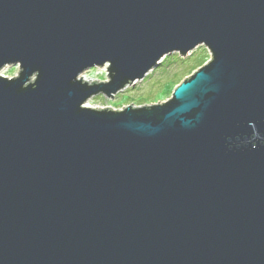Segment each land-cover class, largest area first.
<instances>
[{"label":"water","instance_id":"water-1","mask_svg":"<svg viewBox=\"0 0 264 264\" xmlns=\"http://www.w3.org/2000/svg\"><path fill=\"white\" fill-rule=\"evenodd\" d=\"M200 45L168 99L85 106ZM6 65L0 264H264V0H0Z\"/></svg>","mask_w":264,"mask_h":264},{"label":"rangeland","instance_id":"rangeland-1","mask_svg":"<svg viewBox=\"0 0 264 264\" xmlns=\"http://www.w3.org/2000/svg\"><path fill=\"white\" fill-rule=\"evenodd\" d=\"M210 58L208 50L200 45L190 55L180 57L177 53L163 58L160 65L150 70L142 80L125 87L113 98L98 94L86 102L90 107L110 106L112 109H122V106L132 103V106L154 104L170 97L174 86L191 74ZM18 67L6 65L0 70V75L11 78L18 73ZM106 65L94 67L82 73L89 80L107 79ZM85 102V105H86Z\"/></svg>","mask_w":264,"mask_h":264},{"label":"bare ground","instance_id":"bare-ground-1","mask_svg":"<svg viewBox=\"0 0 264 264\" xmlns=\"http://www.w3.org/2000/svg\"><path fill=\"white\" fill-rule=\"evenodd\" d=\"M80 76H82V79L87 80V81H90L89 79H87V78H86L85 76H83L82 74H80L79 77H80ZM85 106L90 107L89 104L87 105V102H86V105H85Z\"/></svg>","mask_w":264,"mask_h":264}]
</instances>
